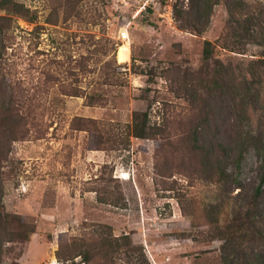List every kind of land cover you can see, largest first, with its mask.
I'll return each mask as SVG.
<instances>
[{
    "label": "rangeland",
    "instance_id": "obj_1",
    "mask_svg": "<svg viewBox=\"0 0 264 264\" xmlns=\"http://www.w3.org/2000/svg\"><path fill=\"white\" fill-rule=\"evenodd\" d=\"M16 1L27 16L0 9V264H86L73 243L102 225L141 245L149 264L264 257L248 137L264 136V78L252 75L264 71V0H239L254 25L233 22L236 0H219L201 33L176 17L190 0ZM217 69L224 94L207 129L200 80ZM229 73L247 84L229 89ZM135 114L156 133L135 137ZM239 132L218 172L192 147L195 136L215 146Z\"/></svg>",
    "mask_w": 264,
    "mask_h": 264
},
{
    "label": "trees",
    "instance_id": "obj_2",
    "mask_svg": "<svg viewBox=\"0 0 264 264\" xmlns=\"http://www.w3.org/2000/svg\"><path fill=\"white\" fill-rule=\"evenodd\" d=\"M191 5L188 9L184 10H175L176 17L182 26L190 27L193 31L201 33L205 30V27L209 21L210 14L212 11L213 4L219 2V0H190ZM0 9H6L13 11V13L27 16L28 8H25L20 2L16 0H0ZM229 9V16L235 23H240L241 20L250 25H254L255 22L253 18L255 16L249 13L247 6L244 5L239 0H236L231 8ZM264 37V34H263ZM212 48L211 43L209 41H205L203 45V53L202 58L205 63H208L212 58ZM217 64L216 67H220L221 62L215 60ZM219 64V65H218ZM257 74L259 77L264 78V71L259 70L252 73V75ZM226 77L222 74V72L217 69L213 73L209 80L204 81L201 79V85L205 90L206 96L199 97L200 107L204 109L205 118L203 123L207 126V129L210 128V124L217 120L216 115L219 114L217 111V98L216 92L218 94H224V90L217 88L215 83L221 82L222 78ZM229 79L225 80V85L228 86L229 89L239 88L241 89V85L246 83L247 78L244 76L242 80L236 78V75L233 73H229ZM247 87V85H246ZM248 88V87H247ZM255 104H259V102H255ZM144 119L140 122L138 121L139 115L135 114L134 116V124L132 127V133L135 137L138 138H148L151 135H154L156 132L147 124L146 115H143ZM213 121V122H212ZM258 125V124H257ZM236 138L231 139L230 142L216 140L215 146L211 143V141H207V145H199L198 138L195 136L192 141V147L194 150L203 152V156L209 164L214 165L217 172L220 169V164L224 158L227 157L231 153V151L235 150L237 147L240 149L242 146L240 141L237 139H243L241 137L240 132L235 136ZM239 137V138H237ZM249 138L253 139V143L258 150V155L260 157V166H259V181L255 189L254 198L258 197L261 193H264V136H262V132L258 131V133H249ZM246 139V138H245ZM241 152V151H239ZM241 216V217H240ZM1 218V212H0ZM237 221H241L242 215L241 213L237 216ZM227 226V221L222 223V230L220 231L224 234ZM94 239L90 241L86 240H78L73 243V248H78L77 251H74L71 256H82L84 263H95V256L98 253H102L101 264H114V254H123V259L129 264H149V261L146 257L144 249L141 245L134 244L131 238L127 234H122L119 236L113 235L111 229L108 226L102 225L100 228H97L94 233ZM223 237V236H221ZM57 257L60 258L62 254V248L57 250ZM251 264H264V257L258 256L251 262Z\"/></svg>",
    "mask_w": 264,
    "mask_h": 264
},
{
    "label": "bare ground",
    "instance_id": "obj_3",
    "mask_svg": "<svg viewBox=\"0 0 264 264\" xmlns=\"http://www.w3.org/2000/svg\"><path fill=\"white\" fill-rule=\"evenodd\" d=\"M124 57H125V49L124 48H121L119 50V53H118V60L119 61H123L124 60Z\"/></svg>",
    "mask_w": 264,
    "mask_h": 264
},
{
    "label": "crops",
    "instance_id": "obj_4",
    "mask_svg": "<svg viewBox=\"0 0 264 264\" xmlns=\"http://www.w3.org/2000/svg\"><path fill=\"white\" fill-rule=\"evenodd\" d=\"M128 58H129V55H128ZM128 60V59H127Z\"/></svg>",
    "mask_w": 264,
    "mask_h": 264
}]
</instances>
